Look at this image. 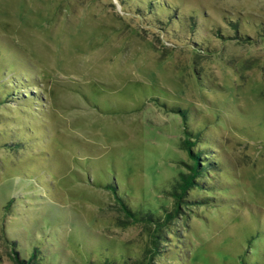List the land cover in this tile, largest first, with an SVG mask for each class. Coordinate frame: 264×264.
<instances>
[{
  "label": "rangeland",
  "instance_id": "1",
  "mask_svg": "<svg viewBox=\"0 0 264 264\" xmlns=\"http://www.w3.org/2000/svg\"><path fill=\"white\" fill-rule=\"evenodd\" d=\"M163 1L181 24L160 33L147 21L167 12L141 22L113 0H0V135L29 131L18 151L0 144V264H13L1 233L9 199L23 216L7 237L24 258L38 247L39 259L82 260L107 244L140 257L148 230L106 187L171 208L167 183L190 162L180 117L159 106L167 98L190 109L222 166L189 194L155 264H236L264 229V0Z\"/></svg>",
  "mask_w": 264,
  "mask_h": 264
},
{
  "label": "trees",
  "instance_id": "2",
  "mask_svg": "<svg viewBox=\"0 0 264 264\" xmlns=\"http://www.w3.org/2000/svg\"><path fill=\"white\" fill-rule=\"evenodd\" d=\"M113 1L116 2L120 8L122 7L128 14L133 13L138 16L139 21L141 22L146 20V15H148V17H151L154 15L158 16L163 12H167L169 17L168 20L165 21L166 23L161 20H158L157 25H153L147 21V25L149 24L148 26L151 29L156 30L160 33H164L165 26H172L173 22L174 25L180 26L181 24L180 21H178V18L180 17H175L176 11L170 8V5L166 4L163 0ZM129 3L134 6L133 9L127 8V6H129ZM171 14L174 16H171ZM181 22L186 25V21ZM188 22L189 26L186 25V28L193 29L194 21L189 20ZM171 31H173V29ZM187 48L190 51H194V43L187 44ZM13 63H15V61ZM15 65V70H13L12 65H10L12 68V72L16 71V69L19 67V64L17 65V63H15ZM11 80L7 82L8 87L10 89L12 88V85H14V81ZM15 96L16 90L14 93H12L11 96L7 95L5 97H2L1 101H3V103L14 102L16 100ZM165 101L167 102L166 104L159 103V106L162 109L166 110V112L175 114L181 119L183 139L178 142L177 148L179 151H184L187 154L188 161L190 162L186 165L185 171L180 168L179 172L177 173V176H173L172 180L168 181L167 183V190H165L163 194H167L165 200L169 198L172 201L171 208L167 207L164 200H161L154 205L147 204L139 205L136 207V205L133 206L132 202L128 201L130 197L125 196L120 189L116 188L117 183H115L114 180L106 187L107 190L111 192L112 197L116 202V205L118 206V209L125 216V218L129 220V222H138L146 226L149 237V248H147L140 257H129L123 252H120L119 250L117 251L111 244H107V246H103V248L95 249L93 252L86 254L85 259H69L66 261L59 260L57 263L55 260L51 262L49 258L47 259L43 255L42 258L39 259L38 256L41 253L39 248L35 247L33 249V253L27 258H24L17 248V243L7 237V235L9 234V231L7 232V230H9V228L12 226L18 228L19 217L23 216L21 215L22 213H16L15 210H13L16 207L13 204L14 199H9L2 206L1 211L3 212V218L9 217L10 220H6V223L2 221L3 223L1 224V233L3 236L2 238L4 244L6 245L9 251L8 257L13 264H74V262H76V264H155L154 261L156 260V258L165 254L166 250L165 248H163L165 246L162 245V243L167 240L165 235H172L174 236V238L178 237L169 229V225L175 219L182 218V215L184 216L186 214L185 211L189 210V206L194 202L192 200L187 199L189 194L192 191L202 190L203 182H205L207 178H212L215 172H217V170L220 168L221 164L217 160L218 158L216 155H210L209 151L205 149L208 148L207 146H209L210 144H201V142L203 141H201V136L203 135L202 129L194 130L190 127L191 120L193 119V115L190 113V109L187 106L179 104L180 102L178 103L176 101H170L169 98H167ZM28 132V130H23V132L19 134L15 133L11 135L12 132H10L11 134L9 135H0V138L2 139V141H0L1 147L8 150L13 149L14 151L20 150L21 145L23 143L22 140L28 137V135H25ZM30 136L32 135H29V137ZM33 136H37L38 138L41 137L40 134ZM8 139L12 142L10 145L6 143L8 142ZM40 159L36 161V166L37 168L41 169L40 172L44 173L45 171L42 168L43 162L40 161ZM177 161L178 163H180L179 159H177ZM208 192V194H211V191L208 190ZM211 199H213V197L205 196L200 199L198 204H195L199 206L206 205V203L204 202L209 201ZM256 227L257 228L254 230V232H251L248 235L245 241V247L242 245L244 248L243 253H239L236 258H233L236 261V264H264V251L260 250L258 246L254 247V245H252L255 240H264V229H262L261 223H259ZM49 232L50 233L47 234L46 237L49 239L55 238L52 235V231L50 230ZM162 232H164V234ZM14 233L16 234L17 232ZM177 241L178 240L176 239V242ZM248 246L251 247L248 248ZM190 254L192 255V251H190ZM218 254V257L220 258L223 256L221 253ZM212 263L214 264V262Z\"/></svg>",
  "mask_w": 264,
  "mask_h": 264
}]
</instances>
